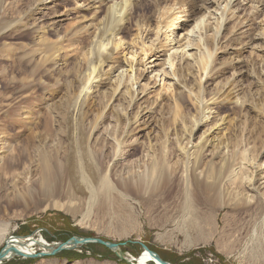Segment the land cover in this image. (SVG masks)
<instances>
[{
	"label": "rangeland",
	"instance_id": "374dc122",
	"mask_svg": "<svg viewBox=\"0 0 264 264\" xmlns=\"http://www.w3.org/2000/svg\"><path fill=\"white\" fill-rule=\"evenodd\" d=\"M143 1L147 5L145 13L152 14L153 0ZM252 1L239 5V15L245 23L238 25L237 21H232L223 33L224 39L214 60L217 71L205 84L206 96L214 102L210 103L213 110L210 118L205 119L203 125L195 130L194 141L207 131L210 149L218 150V144L223 142L222 136L225 133L232 143L237 137L239 146L235 151L241 150L246 143L250 144L249 151L264 162V38L258 40L262 30L261 20H255L247 12L253 10ZM39 2L0 0V236L4 237L0 241V252L13 237H43L48 243L58 245L64 241L55 238L70 233L72 237L126 243L120 246L124 259L104 246L92 244L94 247L91 249L88 245L64 251L70 252L69 256L63 255L64 252L41 258L16 255L0 264H136L134 261L139 256H134V253L140 249L142 254L143 245L171 264H264V234H253L258 223L255 218L257 207H252L249 214L238 212L239 218H235L231 209L218 207L214 222L208 221L202 225L197 224V221L191 222V219L183 222L179 217L181 213H177L178 207L174 205H170L173 206L171 210L162 212L163 208L167 209L166 204L155 202L154 213L149 216L140 200H132L131 207H127L119 201L111 204L105 194L100 197L101 200L91 204L87 200L72 203L63 200L65 207L62 210L45 208L46 199L38 191L43 176L44 152L54 154L59 149L62 166L57 163V159L51 160L48 175L54 180L56 175L63 174L66 187L69 185L72 189L78 181L73 180L78 175V166L80 162L85 166V161L76 158L67 163L73 148L66 126L74 104V89L78 87L79 75L76 74H80V68L77 59L56 53L49 64L43 63L44 59L36 45L43 37L39 28L45 26V30L50 31L46 37L51 41L58 39L54 32L56 30L61 31L62 36L68 35L64 42L66 45L68 42L71 44L73 38L71 32L65 33V29L76 22L81 26L85 20L75 13L67 16V19L60 16L67 6L54 8L59 2L51 0L44 7L42 1ZM75 6L72 4L71 8ZM101 16L104 17V12ZM88 18H91L90 14ZM62 19L64 22L59 26L57 23ZM82 43L77 44L79 48L86 45ZM51 49L54 47L48 46V50ZM136 67L140 70L138 74L141 73L138 91L146 85L147 90L144 96H140L144 99L135 108H129L128 100L125 99L120 103L115 99L107 103L111 92L105 99L104 91L109 87L94 90L84 106L82 127L88 130L100 123V135L96 134L93 141L91 139L94 160L85 157L83 145L78 144L76 151L92 164L96 160V165H93L96 172L100 150L104 149V153L106 151L104 140H110L108 133L113 132L117 126L116 117L120 115L123 118V109L129 112L128 118L132 119L140 103L141 108H148L141 126L131 139L133 154L120 160L124 166L143 159L148 144L164 141L161 127L172 123L170 103L162 109L161 106L152 105L160 89L159 80L155 81L151 73L152 68L148 65L139 69L138 64ZM194 75L188 79L191 81ZM107 104L111 109L106 111V121H102L101 113ZM185 110L193 115L197 113L189 102ZM108 118L111 120L110 127ZM221 118H226L222 125L217 123ZM212 137L217 140L212 141ZM54 173L55 177L52 176ZM29 189L31 195L27 194ZM121 206L128 210L131 219L127 220V217L115 212ZM204 210L205 207L199 206L198 211ZM164 213L169 214V217L173 214V217L164 218L161 216ZM48 237L53 238V241L48 240ZM39 251L36 248L37 254Z\"/></svg>",
	"mask_w": 264,
	"mask_h": 264
},
{
	"label": "bare ground",
	"instance_id": "6f19581e",
	"mask_svg": "<svg viewBox=\"0 0 264 264\" xmlns=\"http://www.w3.org/2000/svg\"><path fill=\"white\" fill-rule=\"evenodd\" d=\"M48 1L51 0H40L42 7L47 6ZM52 1L59 2L54 8L67 6L60 16L67 19V16L75 13L85 20L81 26L76 22L65 29V33L71 32L70 36L73 38L70 40L71 44L68 42L70 45H64L68 35L62 36L58 30L54 31L58 37L56 41L48 39L46 34L50 31L47 32L45 26L38 27L43 37L38 44L34 42L39 47L45 64H49L56 53L77 59V66L80 68V74H76L79 75L78 87L74 89V104L66 126V133L73 147L72 156L67 163L81 158L85 161V166L82 162L78 166V175L73 178L74 181L78 179L76 187H66L63 174L59 173L54 180L48 175L51 160L57 159V163L62 166L59 149H55L54 154L44 152L43 176L38 191L46 199L45 208L62 210L65 207L63 200L68 203L87 200L91 204L101 200L100 197L105 194L111 204L119 201L127 207H131L132 200H140L149 216L154 213L155 202L166 204L167 209L163 208L162 212L171 210L173 206L170 205H174L178 207L176 211L181 213L179 217L183 222L191 219V222L197 221V224L202 225L208 221L214 222L218 207L231 209L235 218L240 217L238 212L249 214L252 207H257L255 218L258 223L253 234L263 235L264 162L249 151L250 144L246 143L241 150L235 151L239 146L237 137L232 143L225 133L222 136L223 142L218 144V150L213 149L218 152L210 149L207 131L194 141L195 130L203 125L205 119L210 118L213 110L210 103L214 102L207 98L205 84L217 71L214 60L224 39L223 33L232 21H237L238 25L245 23L239 15V5L248 0H153L152 14L145 13L147 5L143 0ZM252 3L253 10L247 12L255 20H261L262 30L258 35L260 40L264 38V0H253ZM72 4L76 6L71 8ZM84 10L87 12H83ZM103 12L104 17L101 16ZM88 14L91 15L89 20ZM63 22L62 19L57 24L60 26ZM80 27L82 28L78 30ZM82 42L86 45L79 48L77 44ZM48 46L54 49L48 50ZM137 64L139 69L148 65L152 68L155 81L160 82V89L152 105L161 106L162 109L170 103L172 123L161 127L164 141L148 144L143 159L124 166L120 164V160L133 154L131 139L141 126L148 108H141L140 103L132 119L128 118L129 112L123 109V118L117 116V126L113 132L108 133L110 140H104L106 151L104 153V149L100 150L96 172L93 170L96 160L92 164L89 159L82 157V153L76 151L78 144L83 145L85 157L93 158L95 155L91 139L93 141L96 134L100 135V123L88 130L82 127L84 106L94 90L109 87L104 91L105 99L111 92L107 103L114 99L120 103L125 99L128 100L129 108H135L144 99L140 96H144L147 90L146 85L138 91L141 73L138 74L140 70L137 69ZM192 74L195 75L190 81L188 78ZM188 102L196 109V114L186 112L185 105ZM104 106L102 121H106L111 109L109 104ZM225 120L226 118L218 119L217 123L222 125ZM108 121L110 127L111 120L108 118ZM213 139L216 137H212V141H215ZM52 176L55 177V173ZM27 194H32L30 189ZM199 206L206 210L198 211ZM115 212L127 217V220L131 217L123 206ZM161 216L171 218L173 214L170 217L167 213ZM3 239L0 236V241ZM56 245L48 243L43 237H13L4 247L9 249L2 259L8 261L16 255L24 257L37 254L36 248L39 252H47L50 249L43 248L44 246L52 248ZM134 262L162 264L147 251Z\"/></svg>",
	"mask_w": 264,
	"mask_h": 264
},
{
	"label": "water",
	"instance_id": "95a60500",
	"mask_svg": "<svg viewBox=\"0 0 264 264\" xmlns=\"http://www.w3.org/2000/svg\"><path fill=\"white\" fill-rule=\"evenodd\" d=\"M9 240H12V238ZM92 244H98V245L104 246L107 249H109L110 251L115 252L121 259H124L122 256V252L120 251V246H124L126 243L116 244V243L108 242V241H105V240H102L99 238H90V237H72L70 240H68L64 243H59L58 245L53 246L52 248L44 246L43 248H48V250L50 249L47 252L42 251L38 254L24 256V258H41V257H47V256H54V255H57V254L62 253L64 251H71V250H74L76 248H80V247H84V246H88V245H92ZM142 248L144 251H147L149 254L154 256L158 262H160L162 264H171L169 262L163 261L157 254L152 253V251H150V249L147 246L143 245ZM8 249L9 248H7V249L3 248V250L0 252V262L1 263L3 262L2 257ZM18 254H22V253L18 252Z\"/></svg>",
	"mask_w": 264,
	"mask_h": 264
},
{
	"label": "trees",
	"instance_id": "16d2710c",
	"mask_svg": "<svg viewBox=\"0 0 264 264\" xmlns=\"http://www.w3.org/2000/svg\"><path fill=\"white\" fill-rule=\"evenodd\" d=\"M49 215L54 216V215H56V214H49ZM71 237H72V235H71L70 233H67V234H62L61 238H55V239H56V240H62V241L65 242V241H67L68 239H70ZM47 239L50 240L51 242L53 241V240H52L53 238H49V237H48ZM92 247H94V245H90L88 248L91 249ZM106 251L110 253L109 250L106 249ZM141 252H142V251H140V249H139V252H135V253L133 252V253H134V256L138 257V256L141 255V254H140ZM63 255H67V256H69V255H70V252H64ZM82 255L85 256V254H82ZM75 257H77L76 254H75ZM173 264H175V262H173Z\"/></svg>",
	"mask_w": 264,
	"mask_h": 264
}]
</instances>
